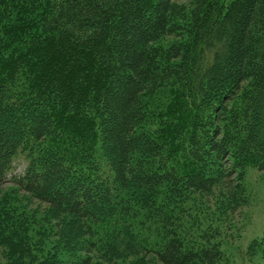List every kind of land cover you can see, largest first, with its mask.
Returning <instances> with one entry per match:
<instances>
[{
  "label": "trees",
  "instance_id": "1",
  "mask_svg": "<svg viewBox=\"0 0 264 264\" xmlns=\"http://www.w3.org/2000/svg\"><path fill=\"white\" fill-rule=\"evenodd\" d=\"M248 167L264 173V0H0L3 264L130 245L227 264L200 201L223 181L244 206ZM248 249L264 264V233Z\"/></svg>",
  "mask_w": 264,
  "mask_h": 264
},
{
  "label": "rangeland",
  "instance_id": "2",
  "mask_svg": "<svg viewBox=\"0 0 264 264\" xmlns=\"http://www.w3.org/2000/svg\"><path fill=\"white\" fill-rule=\"evenodd\" d=\"M25 167L26 161L22 158L18 159L15 165V174H22ZM244 187L246 189V204L241 208L235 207V211L232 213H228L229 210L222 205L223 199L220 195L223 196L228 192L223 181L218 182L211 196L203 198L205 202L200 201L205 203L203 206L204 215H209L207 218L205 217L204 223L211 221L214 226L218 225L219 227L220 235L216 237V240L220 242V248L228 260L227 264L258 263L256 257L248 255V248L253 240L261 239L264 233V173L254 167H248L244 178ZM23 201L28 204V208L37 212V219L48 215L45 205H40L29 199L27 201L23 199ZM196 204L198 205L196 202L195 204L189 203V205H193V211L190 212L192 215L198 209ZM151 236L153 235L148 232V237ZM139 246L130 245V249L121 246L117 249V255H109L110 259L106 255L103 258L101 255L104 253L91 252L90 254L96 256L95 264H161L153 254ZM84 255L86 253L79 257ZM3 262L0 260V264Z\"/></svg>",
  "mask_w": 264,
  "mask_h": 264
}]
</instances>
